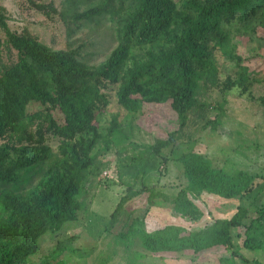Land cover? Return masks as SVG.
<instances>
[{
  "label": "trees",
  "instance_id": "obj_1",
  "mask_svg": "<svg viewBox=\"0 0 264 264\" xmlns=\"http://www.w3.org/2000/svg\"><path fill=\"white\" fill-rule=\"evenodd\" d=\"M27 2L46 15L48 8L54 11L50 4ZM102 14L115 19L117 44L103 62L88 67L77 59L75 50L53 52L25 32L10 30L0 13V28L18 52L16 63L0 75V184L18 190L30 177L36 157H49L46 135L57 140L55 159L32 191L23 197L0 196V264H31L28 256L36 253L37 238L75 219L79 208L75 197L87 174L97 169L91 151L101 142L108 143L96 124L109 103L107 88L114 86L115 101L127 112L138 114L142 103H166L181 129L187 112L196 105L197 82L215 85L212 52L220 51L238 63L240 57L232 52L234 35L264 37V0H99V5L75 13L73 20ZM244 80V76L224 79L219 89L224 92L234 85L245 90ZM31 102L41 108L27 112ZM118 126L116 117L111 118L108 134L119 136ZM175 135L168 133L150 148L157 154ZM27 148L31 155L24 157ZM179 158L186 182L174 197L180 215L198 216L187 192L206 191L241 202L229 218L213 219L203 228L186 231L166 225L151 232L138 230L142 246L157 254L183 249L198 253L222 245L230 250L229 264H235L233 230L247 213L242 200L259 189L253 187L254 176L216 168L206 156L194 152ZM243 226L242 247L258 248L264 235V208Z\"/></svg>",
  "mask_w": 264,
  "mask_h": 264
},
{
  "label": "rangeland",
  "instance_id": "obj_2",
  "mask_svg": "<svg viewBox=\"0 0 264 264\" xmlns=\"http://www.w3.org/2000/svg\"><path fill=\"white\" fill-rule=\"evenodd\" d=\"M50 4L48 15L33 9L27 0H0V13L7 27L25 32L51 51L75 50L77 59L88 67L103 62L116 46L115 19L102 14L90 20H73L99 0H34ZM232 52L241 61L212 52L215 85L198 81L196 105L187 112L181 129L166 103H142L140 112L131 113L118 106L114 86L106 89L108 105L97 118L102 138L95 146L96 171L88 173L75 197L79 208L73 220L63 222L57 231H46L37 238V251L28 256L31 264L47 260L50 264H229L230 250L222 245L193 253L189 249L151 254L141 244L138 230L151 232L166 225L186 231L203 228L213 219H225L241 202L206 191L187 192L186 198L198 211L197 218L185 217L174 208V197L184 187L180 155L194 152L206 156L216 168L228 172L242 170L252 174L253 187H259L242 200L247 213L242 225L233 230L237 258L235 264H264V235L254 250L242 247L244 226L264 208V37L237 34ZM264 36V34H263ZM18 52L10 47L0 28V75L16 63ZM244 68H238L237 65ZM244 76L245 90L229 86L221 92L224 79ZM227 81V80H226ZM41 108L36 102L26 111ZM119 123V136L108 134L111 118ZM175 132V139L157 154L150 148ZM1 142V140H0ZM49 157L39 154L30 177L15 190L0 184V196H25L41 181L57 154V140L46 135ZM31 155L27 148L24 157ZM32 164V163H31ZM30 163L28 164V166ZM103 171L106 173L103 174ZM28 174L22 178L28 177Z\"/></svg>",
  "mask_w": 264,
  "mask_h": 264
},
{
  "label": "built area",
  "instance_id": "obj_3",
  "mask_svg": "<svg viewBox=\"0 0 264 264\" xmlns=\"http://www.w3.org/2000/svg\"><path fill=\"white\" fill-rule=\"evenodd\" d=\"M106 172L105 171H103V174H105Z\"/></svg>",
  "mask_w": 264,
  "mask_h": 264
}]
</instances>
